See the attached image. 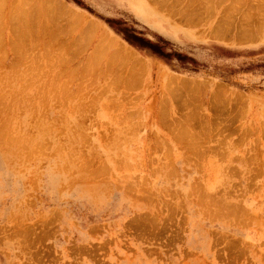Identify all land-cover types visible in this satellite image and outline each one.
<instances>
[{
	"label": "rangeland",
	"instance_id": "obj_1",
	"mask_svg": "<svg viewBox=\"0 0 264 264\" xmlns=\"http://www.w3.org/2000/svg\"><path fill=\"white\" fill-rule=\"evenodd\" d=\"M74 1L0 0V264H264V0Z\"/></svg>",
	"mask_w": 264,
	"mask_h": 264
},
{
	"label": "trees",
	"instance_id": "obj_2",
	"mask_svg": "<svg viewBox=\"0 0 264 264\" xmlns=\"http://www.w3.org/2000/svg\"><path fill=\"white\" fill-rule=\"evenodd\" d=\"M74 2H76L78 5H82L81 2L78 0H75ZM107 23L111 27H113L114 25L120 27L123 24L119 20H110V19L107 20ZM119 31L123 35L124 40L138 50H149L151 51L152 54L166 60H170L171 57H175L180 61H186V60L192 61V59H189L186 56H182L181 54L166 53L161 44L153 43L150 40L142 37L140 34L136 33L135 31L128 29L127 27H123L119 29Z\"/></svg>",
	"mask_w": 264,
	"mask_h": 264
},
{
	"label": "bare ground",
	"instance_id": "obj_3",
	"mask_svg": "<svg viewBox=\"0 0 264 264\" xmlns=\"http://www.w3.org/2000/svg\"><path fill=\"white\" fill-rule=\"evenodd\" d=\"M211 4H212V3H211ZM259 5H260V4H259ZM259 5H258L257 7H259ZM219 6H220V5H219ZM260 6H261V5H260ZM210 8H211V7H210ZM225 11H226V10H225ZM256 11H257V10H256ZM258 11H259V9H258ZM261 12H262V11H261ZM226 13H228V12H226ZM235 13H236V11H235ZM262 13H263V12H262ZM227 15H228V14H227ZM249 16H250V15H249ZM260 16H261V15H260ZM262 16H263V15H262ZM263 17H264V16H263ZM263 17H262V18H263ZM21 18H23V17H21ZM228 19H229V21H230V18H228ZM243 19H244V18H243ZM260 19H261V18H260ZM23 20H24V19H23ZM218 20H219V19H218ZM218 20H217V21H218ZM241 20H242V18H241ZM248 21H250V20H248ZM260 21H262V20H260ZM231 22H232V21H231ZM250 22H251V21H250ZM257 22H258V21H257ZM263 22H264V21H263ZM225 23H227V22H225ZM239 24H241V23H239ZM248 24H249V23H248ZM260 24H261V22H260ZM262 24H263V23H262ZM232 25H233V24H232ZM220 26H221V25H220ZM223 26H225V25H223ZM229 26H230V25H229ZM229 26H228V27H229ZM256 26H257V25H256ZM260 26H261V25H260ZM94 27H95V26H94ZM218 27H219V26H218ZM225 27H226V26H225ZM230 27H231V26H230ZM230 27H229L228 29H230ZM213 28H214V27H213ZM222 28H224V27H222ZM238 28H240V25H239ZM242 28H243V27H242ZM228 29H227V30H228ZM259 29H260V28H259ZM261 29H262V26H261ZM95 30H96V29H95ZM225 30H226V29H225ZM237 30H239V29H237ZM257 30H258V29H257ZM220 31H221V30H220ZM28 33H29V32H28ZM227 34H228V33H227ZM260 34H261V33H260ZM220 35H221V34H219V36H220ZM18 37H19V36H18ZM102 37H103V36H102ZM105 38H106L105 40H107V37H105ZM102 43H103V42H102ZM119 44H120V43H119ZM111 45H112V44H111ZM99 47H100V46H99ZM121 47L123 48V45H121L119 49H122ZM108 48H110V47H108ZM19 49H20V48H19ZM122 50H123V49H122ZM122 50H121V51H122ZM118 51H119V50H118ZM124 51H125L126 55L128 56V58H130V57L132 56V51L130 50V48H129V49H128V48H125ZM116 52H117V51H116ZM97 53H98V52H97ZM116 54H117V53H116ZM116 54H113V55H116ZM134 54H135V53H134ZM124 55H125V54H124ZM124 55H123V56H124ZM97 56H98V55H97ZM127 56H126V57H127ZM124 57H125V56H124ZM132 57H133V56H132ZM121 58H122V57H121ZM121 60H122V59H121ZM107 61H108V60H107ZM122 61H123V60H122ZM122 61H121V62H122ZM135 61H136V60H135ZM124 62H125V61H124ZM136 62H137V61H136ZM139 62H140V61H139ZM139 62H138V63H139ZM134 66H135V65H134ZM134 66H133V69H134ZM135 68H136V67H135ZM138 69H140V68H138ZM131 72H132V71H131ZM173 81H174V80H173ZM193 84H194V83H193ZM203 84H204V82H203ZM207 84H208V83H207ZM176 87H177V86H176ZM190 89H191V87H190ZM200 90H201V89H200ZM12 99H13V97H12ZM2 104H3V103H2ZM2 106H3V105H2ZM2 106H1V107H2ZM12 106H13V105H12ZM13 107H14V106H13ZM5 111H6V110H5ZM4 125H5V124H4ZM6 126H7V125H6ZM45 131H46V130H45ZM182 131H183V130H182ZM182 131H181V132H182ZM185 131H186V130H185ZM183 132H184V131H183ZM4 134H5V133H4ZM185 134H186V133H185ZM2 135H3V134H2ZM183 135H184V134H183ZM2 138H3V136H2ZM25 139H26V138H25ZM31 141H32V140H31ZM31 141H30V142H31ZM7 142H8V141H7ZM26 142H27V141H26ZM26 142H25V143H26ZM3 143H4V142H3ZM9 144H10V142H9ZM19 147H20V146H19ZM82 165H84V164H82ZM91 165H92V164H91ZM104 166H105V165H104ZM106 171H107V170H106ZM106 171H105V172H106ZM102 172H103V171H102ZM102 175H103V174H102ZM202 192H203V191H202ZM204 193H205V192H204ZM153 195H154V194H153ZM200 196H201V195H200ZM200 198H201V197H200ZM205 201H206V200H205ZM218 201H219V200H218ZM220 201H222V200L220 199ZM203 202H204V201H203ZM151 204H152V203H151ZM213 205H214V204H213ZM215 205H216V204H215ZM218 207H219V206H218ZM221 207H222V206H221ZM206 208H207V206H206ZM208 209H209V208H208ZM211 210H212V209H211ZM220 211H221V209H220ZM228 211H229V210H228ZM217 214H218V213H216V215H217ZM223 214H224V213H223ZM211 215H212V217H213V213H212ZM221 216H222V215H221ZM229 216H230V215H229ZM212 217H211V218H212ZM218 217H219V216H218ZM150 224H151V223H150ZM10 231H11V230H10ZM14 234H15V233H14ZM145 241H146V240H145Z\"/></svg>",
	"mask_w": 264,
	"mask_h": 264
}]
</instances>
